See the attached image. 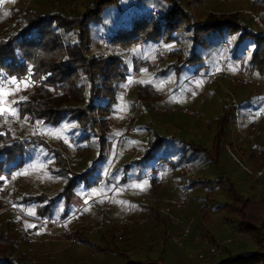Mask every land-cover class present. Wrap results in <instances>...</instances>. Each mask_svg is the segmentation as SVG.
<instances>
[{
    "label": "rangeland",
    "instance_id": "1",
    "mask_svg": "<svg viewBox=\"0 0 264 264\" xmlns=\"http://www.w3.org/2000/svg\"><path fill=\"white\" fill-rule=\"evenodd\" d=\"M33 1L36 2V9L41 12L51 13L60 9L65 13L70 12L74 15H80L86 10V6L89 5L91 0H80L77 3H74L75 0H30L28 4L29 7L33 6ZM37 1H39L40 4H37ZM158 1L159 3L155 0L156 8L161 12V10H163L161 5L164 4V0ZM177 1H179L181 3L180 6L192 16L194 23L205 22L207 13L211 12L219 14L231 11L242 12L244 9L252 11L247 4L249 0ZM146 2L148 4H154V1L147 0ZM15 3L16 0H2V2H0V9L2 7L3 10L9 11L8 7L12 6V8H15L19 6H15ZM72 3L73 5L70 7ZM23 4L24 0H22L21 4L22 9H24ZM143 4H145L144 0H114L110 4H107L100 11L97 20L90 22L88 38V46L90 48L89 56L94 55L96 57H102L105 61L111 54H115L121 58L126 67L125 78L120 83L122 85L115 95L116 105L113 106L112 109L110 108L109 112L105 113V115L101 113L103 116L107 117V123H109V127L104 134V149L108 141L123 135L126 138L124 151L116 153L107 161V164L98 166L96 170H100L103 178V172H105L103 169L106 165H111V161L114 160L113 168L122 165H127L129 167L127 171H129L128 174L131 180L125 185H122L123 187L109 183L107 186H109V193L111 195L108 198L107 211H105L104 215H94L92 218L96 211V206L92 204V201H96V198L103 195L102 191L91 189L93 188L91 185L83 189L82 187L85 186L81 185L80 189L79 187H75L67 195H63V201L58 202L59 195H52L53 190L56 188L54 184L56 179L53 177V172H57L59 169V165L54 158L43 153L44 159L34 158L29 162H25L22 168L27 175H22L20 178V183L23 188L20 189L21 195L19 196L38 197L40 193L44 194L49 192V199L52 204L51 207L47 209L49 214H47L45 219L49 216L47 220L50 226L43 221H39L37 224L31 222L33 219L28 218V216L35 217L33 209L32 211L27 210L26 213H24L21 207L15 206L10 208L12 210L11 212L7 211L1 214L0 239L3 246L1 253H3V258L6 259L7 262L9 261L10 263L12 259L22 254L29 257L38 256L37 259L34 260L30 258L22 264H128L135 262L141 263L147 259L154 261L159 260L161 264H201L202 261L199 255L201 254L204 258H207V254L205 250L202 251L200 243H193V239L198 235L202 237V235H200L202 231L206 233V238H209V236L214 238L211 244L207 240L208 247L213 246L214 242H220L223 243V249H225V251H231V253L235 252L236 254L248 253L251 250H255V247L257 248L256 244H254L253 247L252 243H250L248 235L237 232L242 225L241 223H244L243 215L245 212H241L238 216L232 214L231 210L235 200L233 195H228L227 189L229 186L227 185L230 184L231 186L232 184L231 190L235 196H243V200L246 199L250 201L251 197L247 196L252 195L254 197L252 200H258L260 198L261 201H264L262 200L264 199V176L257 182L251 181L252 179L247 178L238 165L228 158L227 154L223 151L222 145H220L221 148L219 147L220 150H218L213 160L208 159L205 155L197 157L194 179L195 181H200V183L193 188H188V202L185 209L173 213V217L180 219L183 225L191 221V232L181 245H176L167 241V235H165L164 232L167 229L171 231L170 229L172 227L165 223L163 228L161 224L158 222L156 223V221L160 219L167 222L165 217L161 216H156L155 219L153 217L154 220L152 219L151 222L144 225H136L134 223L126 227H121L120 240H116V229L114 230V228L120 220H134L135 222V220L143 218V216L149 212H153L154 210L156 212L160 206L159 200L166 198L154 197L150 194L151 174L156 175L158 180L164 181L167 185L177 189L175 180L176 175L175 172L170 169V164L179 159L182 154L183 148L181 149V147H179L180 143L183 144L187 142L192 145H200L209 149L211 152L213 133L217 126L216 123L219 121V116L223 108H226L227 105H231L226 103L225 99H233L235 103V109L231 105L234 110L232 109V114L227 116V121L225 122L224 131L228 133V137L232 132L235 121L238 125L239 122L242 123V119L243 122L254 120L253 122L256 123V127L259 126V121L256 116L259 106L254 102L253 94L256 93L257 90H260V87H264V73L261 76L232 74L236 70V65L230 64L228 60H224L226 64L225 69L223 73L220 72L217 75L216 81L211 84H206L204 78L211 70H208L207 74L204 75L205 69L207 70L211 65L213 67L218 60L224 59L222 50H219V48L215 50H206L205 47L207 45H203L204 42L208 43L210 40L212 41L214 38L213 36L209 37V35H207L206 40H204L201 45L195 46L196 42L192 40V33L190 34L189 31H184L183 29H180L178 32L174 31L172 32L171 41L164 45H158L161 49V61L157 59L156 46L150 43H139L137 46L135 45V48L131 51V60L129 61L120 53L122 48L116 49V47L112 49L109 44L101 46L100 38L107 36L114 31L115 28L128 24L133 17L142 13V10H136ZM256 5L258 7H254V11H252L254 15H256V12H262L264 9L263 5L262 7L258 4ZM149 10L155 11L154 8H149ZM132 14L134 15L128 19ZM258 18L264 25V21L260 17ZM231 19L236 22L235 18ZM246 19H248L247 21L249 22H245V18L242 17V24L244 21L248 28L250 27L253 31H259L256 22L253 21L251 17L246 16ZM123 20L126 21L122 22ZM260 33L262 34L261 38H264L262 37L264 33ZM229 40H231L230 36L226 38L228 44ZM212 45L217 47L216 44L212 43ZM173 50L184 51L185 57H187L188 54L191 55L192 52L199 53L201 67L205 68L196 70L187 66L184 67L178 75L169 73L162 78L165 82L167 81V87L164 88L159 86L157 82L152 79L151 71L148 66L159 61L160 66L157 70H162L166 68L167 64L175 62L178 64V61L182 62L185 58H182L181 52H171ZM224 51L226 50L224 49ZM168 52H171V55L178 56L166 58ZM104 72L105 70H102L103 74ZM195 73L197 75H195ZM98 79H100V77L97 78L95 82H97ZM231 79L252 80L254 83L259 82V84L256 87L251 86L242 88L232 84L230 81ZM113 82L112 79L109 85L110 90ZM30 86L29 81L26 79L16 82L13 78H0V107L10 109V111L0 114V121L3 122L5 128L9 132L25 137L28 140L33 139L36 141L39 139L41 142L44 141L48 146L54 148L59 147L58 142L65 139L66 143L62 144L65 145L69 151L63 149L60 144L62 151L72 155L73 148H71V146L76 144L79 148L83 149V156L81 157L83 159L82 163L88 164L95 160L98 155L97 147L99 133L96 132L97 137L88 132V134L84 133L75 121L62 120L58 122L57 125H52L40 121L30 122L26 117L19 116L16 106L14 105L21 101L17 93L19 90L29 91ZM144 86H149L153 89L158 97V103L139 99V87L143 89ZM211 92H214L213 96H211ZM5 93L10 94L5 95ZM259 98H261L260 102L264 99L262 97ZM137 99L142 102L140 112L134 105ZM201 99L204 101L200 110L197 112V117H190L177 112L158 116L152 113L149 106V104L152 103V105L157 108L168 107L175 110H195ZM246 100H250L249 107L244 106L240 108L241 102ZM234 113L236 114V118H234ZM96 115H98V113ZM136 116H138L137 125L135 126L136 132L130 135L128 133L129 121L133 120ZM20 125H22L21 130H19ZM262 132H264V130ZM262 132L247 146L261 145L264 147V136ZM154 135H157L158 139H163L165 142L157 146L158 150L150 159L144 160L142 157L145 155L150 145L156 140ZM246 135V133H243L242 137L244 138ZM223 142H225V140H222L221 143ZM226 145H228V143H226ZM177 148L180 150H176ZM35 152L40 153V150H33V153L28 152L27 155H33ZM213 153L214 152H212V154ZM240 153V155L237 153L234 154L237 160H239L238 163L246 164L242 159L245 161L247 159L244 158L242 152ZM248 164L246 165L249 168L254 169ZM87 166L88 165H86V167ZM82 170L84 169L78 170V168H76L77 172H82ZM114 170L115 169L111 172H114ZM255 170L264 171V166ZM225 179L230 183H227ZM2 184L4 185L5 181ZM10 185H12V181H10V184L8 183L7 186ZM113 185L118 186V188L116 190L113 189ZM0 188H2V186H0ZM58 191L61 195L64 193L63 191ZM156 192H158L159 195H165V192L159 188ZM130 193L135 194L137 199L131 200L128 196ZM21 197L19 199H22ZM151 198L155 199V201L150 202L149 199ZM17 199L18 198L15 200ZM140 199H145L146 202L144 203L152 205L158 204V206L154 210L148 211L145 214L143 213V216L141 215L134 218V216L129 213V208L137 205L141 206L139 204V202L141 203ZM66 201L67 205L69 202L66 217L58 222L59 216L63 213V202ZM17 202L21 204V200ZM236 207L237 206L234 208ZM18 210L24 215L20 214ZM82 214H88L87 219L80 220L79 217L82 216ZM206 216H208V219L204 220ZM10 219L15 222L19 220H31L30 222L32 224L27 226V224L23 223L24 225L18 226L14 231V228L9 224ZM80 229H84V231ZM105 232L110 233V238L113 237V244L110 242L106 244L108 249L114 250L116 248L120 252L119 254L107 255L106 248H102L100 251L94 250V248L92 249V245H99V238L104 235ZM261 233L264 239V230ZM76 239L79 241H76ZM162 243H164L165 246H162ZM235 248H237L238 251L234 250ZM16 254L17 256H14ZM224 257L225 254L223 255V258ZM215 260L216 258L211 256L208 262L211 261V264Z\"/></svg>",
    "mask_w": 264,
    "mask_h": 264
},
{
    "label": "trees",
    "instance_id": "2",
    "mask_svg": "<svg viewBox=\"0 0 264 264\" xmlns=\"http://www.w3.org/2000/svg\"><path fill=\"white\" fill-rule=\"evenodd\" d=\"M113 1L91 0L89 5L86 6V10L80 15H74L70 12L65 13L60 9L51 13L41 12L36 9L35 1H33V6H28L24 9L21 8L22 0H16L15 6H19L15 8H12V6L8 7L9 11L3 10L1 7L0 78H13L16 82L26 79L31 85L29 91L19 90L17 93L21 101L14 105L19 116L26 117L30 122L40 121L52 125H57L62 120L75 121L84 133L88 132L97 137V132L99 133V138L97 147L98 155L95 160L88 164L71 165L68 168L61 156L62 150L60 148L61 144L63 149L68 150L63 145L66 143L65 139V143L63 144L62 141L58 142L59 147H50L46 142H41L39 139L36 141L33 139L28 140L25 137L9 132L3 122L0 121V186H2L0 188V215L7 211L11 212L12 210L10 208L15 206L21 207L24 213L27 210L32 211L33 209L35 217L26 216L33 220L36 219L38 222L43 221L50 226L47 220L49 216L45 219L47 214H49L47 209L52 204L49 199V192L44 194L40 193L38 197L19 196L21 195L20 189L23 188L20 183V178L22 175H27L22 168L23 165L25 162H29L34 158L44 159L43 153L54 158L59 165L57 172H53V177L56 179L54 183L56 188L52 192V195H59L58 202L63 201L65 194L67 195L73 188L79 187L80 189L81 185L85 186L82 187L83 189L91 185L93 187L91 189L101 191L108 185L107 181L122 186L131 180L128 174L129 171H127L129 167L122 165L113 168L114 160L111 165H106L103 169L105 171L103 172V178L100 170H96L98 166L107 164V161H104V134L109 127V123H107L108 119L103 114L105 115V113L109 112L110 108L112 109L116 105L115 95L122 85L120 83L125 78L126 67L121 58L115 54H111L105 61L102 57L89 56V25L90 22L97 20L104 6ZM146 1L144 0L145 4L140 6L136 11L154 8L158 12L159 18L155 20L151 17H141L131 20V22L124 26L115 28L114 31L105 36L108 38L107 45L109 44L112 49L116 47V49H124L130 43H150L154 46L164 45L171 41L172 32H178L180 29H183L184 31H189L190 34L192 33V40L196 42L195 46L201 45L206 40L207 35L209 37L213 36L212 41L210 40L208 43L204 42L203 45H207L205 47L206 50H215L218 48L222 50L224 60H228L230 64L236 65V70L232 74L261 76L264 73V38H261L262 34L259 31H253L245 25L244 21L246 22L248 20L246 19L248 15L241 11L219 14L211 12L207 13L205 22L194 23L192 16L180 6L181 3L177 0H164V4L161 5L163 9L161 12L156 8L155 0H150L154 1V4H148ZM156 2L159 3L158 0ZM37 4H40V2L37 1ZM247 4L254 11V7H258L256 4L260 7L263 5L264 7V0H249ZM134 14L129 16L128 19ZM256 15L264 21V9L262 12H256ZM230 17L235 18L236 22ZM242 17L245 18L243 24L241 22ZM124 21L126 20L122 22ZM228 36L231 38L229 40V48L224 51L221 43L226 41ZM212 43L216 44L217 47L213 46ZM174 51L181 52L182 58L185 59L182 62L178 61V64L176 62L167 64L165 69H158L157 74L161 78L169 73L178 75L187 66L196 70L205 68L201 67L199 53L192 52L191 55L188 54L185 57L184 51L173 50L171 52ZM171 52H168L166 58L178 56L171 55ZM159 60L161 61V57ZM153 64L148 66L149 70H151L150 68ZM211 69L212 65L207 70L205 69L204 75ZM102 70H105L104 74ZM195 75L197 74L195 73ZM99 77L100 79L95 82ZM112 79L114 82L110 90L109 85ZM138 93L140 96L139 99L158 103V97L151 87L144 86L143 89L139 87ZM211 93V96H213L214 92ZM253 95L254 102L259 106L258 110H261L264 99L260 102L261 98L259 97L264 98V87H260V90H257ZM249 104L250 100L242 101L239 107H249ZM232 109L231 105H227L226 108H223L219 116V121L216 123L217 126L213 133L211 152L209 149L200 145H192L187 142L179 144V147L181 149L183 148L182 154L179 159L170 164V169L176 175L177 189L173 187L175 190H171V192H168L164 196L159 195L156 192L158 189L154 178L155 175H150V193L152 196L159 198L170 197L178 193L179 183L177 170L181 165L193 164L196 167L197 157L202 155H205L210 160L214 159L218 150L221 148L220 145L228 141V133H225L224 128L227 116L233 112ZM97 113L98 115H96ZM241 121L242 123L239 122V133H234L236 149L247 156L248 163L254 170L260 169L264 166V147L261 145L247 146L252 141H245L242 137L243 133L250 134L253 132L256 128V123L253 122L254 120L243 122L242 119ZM21 129L22 127L19 130ZM262 133L264 136V132ZM154 138L156 139L155 142L150 145L142 159H150L158 150L157 146L165 142L163 139H158L157 135H154ZM222 140H225V142L221 143ZM71 148H73V154L71 156H83V149L79 148L76 144L71 146ZM36 149L40 150V153L35 152L33 155H27L28 152L33 153V150L36 151ZM176 150L180 149L177 148ZM212 152L214 153L212 154ZM86 165L88 166L86 167ZM75 167L78 170H84L77 172ZM113 169H115L114 172H111ZM225 180L227 183H230L227 179ZM4 181L5 184L3 185L2 183ZM10 181H12V185L7 186L8 183L10 184ZM199 183L200 181H195L194 179L188 184V188H193ZM227 186H229L227 189L228 195H233L235 200L231 210L232 214L238 216L241 212H245L243 215L244 223H241L242 225L237 232L248 235L250 243H252L253 247L256 244L257 248L255 247V250L243 254L231 253V251L228 252L223 249L224 251L222 250L221 256L211 264H264V239L261 233L264 230V201H261L260 198L258 200L255 199L256 201L252 200L254 199L252 195L247 196L251 197L250 201L243 200V196H235L231 190L232 184L231 186L230 184ZM58 190L64 193L61 195ZM20 197L22 199H19ZM16 198L18 199L15 200ZM20 200L21 204L17 202ZM67 201L63 202L64 209L63 213L59 216L58 222L66 217L67 209L69 208V202L67 205ZM139 204L141 206L137 205V207L143 210L144 214L156 209L158 206V204L152 205L144 202H139ZM235 206L237 207L234 208ZM19 213L23 214L20 211ZM87 216L88 214H82L79 219H87ZM207 219L208 216L204 218V220ZM30 221L19 220L15 222L10 219L9 224L15 231L23 223L27 224V226L31 225V222L37 224V222ZM80 230L84 231V229ZM99 239V245H92V249L94 248V250L100 251L102 248H106L107 255L120 253L116 248L114 250L108 249L107 242L113 244V237L110 238L109 232H105ZM213 240L214 238L209 236L208 241L210 244ZM76 241L79 240L76 239ZM162 246H165V244L162 243ZM2 247V241L0 239V264H22L30 258L34 260L38 258V256L29 257L20 254L9 263V261L7 262L3 258V253H1ZM234 250L238 251L237 248ZM224 254L225 257L223 258ZM14 256H17V254ZM128 264H161V262L159 260L147 259L141 263L135 262Z\"/></svg>",
    "mask_w": 264,
    "mask_h": 264
},
{
    "label": "built area",
    "instance_id": "3",
    "mask_svg": "<svg viewBox=\"0 0 264 264\" xmlns=\"http://www.w3.org/2000/svg\"><path fill=\"white\" fill-rule=\"evenodd\" d=\"M29 1L30 0H24V4H23L24 8L28 6ZM78 1H80V0H75L74 3H77ZM72 5H73V3L70 5V7ZM242 12L244 14L248 15L249 17H251L253 19V21L256 22L259 31L264 33V25L260 22L258 16L252 14V12L249 10L244 9V10H242ZM141 17L142 18L151 17V18L156 20L159 18V14L157 11L144 9V10H142V13L137 14L135 17L132 18V20L138 19ZM129 22H131V20ZM107 40H108L107 37H101L100 38L101 46L107 45ZM135 45L137 46V44H135V43H130L128 46H126L124 49H122L120 51V53L128 61L131 60V51L135 48ZM221 47L224 48L225 50H227L229 48L228 42L227 41L222 42ZM155 50H156L157 59H159L161 56V49L158 46H156ZM159 66H160V62L157 61L151 67L150 71H151L152 79L155 82H157V84L159 86L166 88L167 87V81L165 82V80L160 78V76H158V74H157V68ZM225 66H226V64L224 62V59L218 60L217 63L215 65H213L211 72L205 77V83L211 84V83L215 82L217 75L220 72L223 73ZM230 81L232 82V84L237 85V86L242 87V88H248L251 86L256 87L259 84V82L254 83L252 80H234V79H231ZM203 101H204L203 99H201L199 101L195 110H175V109L168 108V107L157 108V107L153 106L152 103H150L149 106L152 110V113H154L158 116L173 114V113L177 112V113L182 114V115H186V116H190V117H197V112L200 110L201 106L203 105ZM225 102L231 104L233 106V108L235 109V103H234L233 99H225ZM134 105L137 107L138 111L140 112L142 102L139 99H137V100H135ZM256 116H257L258 121H259V126L256 127L253 132H251L250 134H247L244 137L245 141H253L264 130V104H263L262 109L258 110L256 112ZM234 118H236L235 113H234ZM137 121H138V116H136L133 120H130L129 128H128V133L130 135L135 134V132H136L135 126L137 125ZM21 126L22 125H20L19 127H21ZM232 132H239V123L237 125L236 121L234 122V127L232 128ZM125 140H126L125 136L122 135V136H117L115 139H112L111 141H108L107 146H105L104 161H108L116 153L124 150ZM62 143H65L64 139L62 140ZM222 146H223L222 147L223 151L227 154L228 158L233 163L238 165L240 170L246 175L247 178L252 179V181H257V180L262 178V176L264 174L263 170H254V169L249 168L244 163H241V164L238 163L239 160H237V158L234 155V154H236L235 149L230 144H228V145L223 144ZM61 156L64 159L65 164L68 168L71 165H76V164L82 163L81 157L71 156L64 151H61ZM195 174H196V167L193 164L181 165L177 170V177H178V183H179V190H178L177 195L173 196V197H166V198L160 199L159 200L160 206L158 207L159 209L157 208L158 210L156 212H155V210L153 212H149L145 216H143V218H138L137 220H135V222H134V220H132V221L131 220H125V219L120 220L117 223V225H115V228H114V230L116 229V240L117 241L120 240V234H121L120 228L121 227H126V226L132 225L134 223L136 225H144L148 222H151L153 217L155 219L156 216H161V217H165V219L167 221L165 223L169 224L172 227L170 229L171 231H168V229H167L164 232L165 235H167L166 236L167 241L170 243L176 244V245H181L182 242L184 241V239H186L187 236L189 235V233L191 232V221L186 220L188 222L184 223V225H183V222H181L180 219L173 217V213H176V212H179V211H182L183 209H185L187 202H188V199H187L188 184L194 180ZM158 186L160 189L165 188V184L163 182H159ZM112 188L116 190L118 188V186L113 185ZM110 195L111 194L108 192L106 194L100 195L98 198L95 199L96 201H92V204H94L96 206V211H95V214H93L92 218L94 217V215L95 216L96 215L97 216L104 215L105 211H107V208H108V198L110 197ZM128 196L130 197L131 200L137 199L135 194L130 193V194H128ZM149 200H150V202L155 201V199H153V198H151ZM140 201L146 202L145 199H140ZM33 221L39 223L36 220H33ZM200 231H201V229H200ZM205 234L206 233L204 231H202V234H200V235H202V237H200L199 235L194 237L193 240L195 242L193 241V243H195V244L200 243V245L202 246L201 247L202 251L203 250L206 251L207 258H204L203 255H201V254L199 255V258L202 261L201 264H210L211 261L208 262V260L210 259L211 256L215 257L216 259L220 257V254L222 253V249H223V243L214 242L213 246L208 247V244H207L208 238H206ZM227 242H229V241H227Z\"/></svg>",
    "mask_w": 264,
    "mask_h": 264
},
{
    "label": "crops",
    "instance_id": "4",
    "mask_svg": "<svg viewBox=\"0 0 264 264\" xmlns=\"http://www.w3.org/2000/svg\"><path fill=\"white\" fill-rule=\"evenodd\" d=\"M257 111H258V110H257ZM234 133H239V132H231V133H230V136H229V138H228V141H227L226 143L230 144V145L235 149V153H237V154L240 155L241 153L238 151V149H236V144H235V142H234ZM226 143H223V144H226ZM223 144H222V145H223ZM243 155H244V154H243ZM244 158H246L247 160L245 161V160L243 159V161L246 162V164H248V163H247V161H248L247 156L244 155ZM248 165H249V164H248ZM154 178H155V181H156V184H157V189L159 188V187H158V183H159V182H163V183L165 184V188H164V189H161V190H163V191L165 192V195H166L168 192H171V190H175V189H173V187L167 185L164 181H160V180H158V178L156 177V175L154 176ZM109 183L111 184L112 182L107 181V184H109ZM100 189H101V188H100ZM159 189H160V188H159ZM101 191L103 192V194L109 192V186H106V187H105L104 189H102ZM150 194H151V193H150ZM176 195H177V194H176ZM176 195H174V196H176ZM172 196H173V195H172ZM129 213L132 214V215L134 216V218H136V217H139V216L143 215L144 211L141 210V209H139L137 206H134V207L129 208ZM158 223L161 224L162 226L165 225V222H164V220H162V219H160V220L158 221ZM152 226H154V225H152ZM157 226H158V225H157ZM151 229H152V228H151Z\"/></svg>",
    "mask_w": 264,
    "mask_h": 264
},
{
    "label": "snow or ice",
    "instance_id": "5",
    "mask_svg": "<svg viewBox=\"0 0 264 264\" xmlns=\"http://www.w3.org/2000/svg\"><path fill=\"white\" fill-rule=\"evenodd\" d=\"M7 94H10V93H5V95H7ZM6 111H10V109H6V108H3V107H0V114H3Z\"/></svg>",
    "mask_w": 264,
    "mask_h": 264
},
{
    "label": "clouds",
    "instance_id": "6",
    "mask_svg": "<svg viewBox=\"0 0 264 264\" xmlns=\"http://www.w3.org/2000/svg\"><path fill=\"white\" fill-rule=\"evenodd\" d=\"M112 184V183H111Z\"/></svg>",
    "mask_w": 264,
    "mask_h": 264
}]
</instances>
